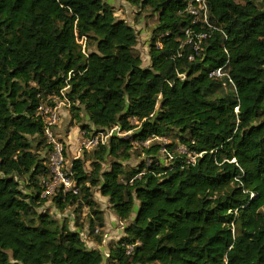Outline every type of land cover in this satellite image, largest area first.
<instances>
[{
    "label": "trees",
    "instance_id": "obj_1",
    "mask_svg": "<svg viewBox=\"0 0 264 264\" xmlns=\"http://www.w3.org/2000/svg\"><path fill=\"white\" fill-rule=\"evenodd\" d=\"M108 1L0 0V264H264V0H208L210 28L190 0H132L156 18L147 67ZM66 87L82 130L125 135L84 151L90 172L71 162L77 196L41 198L37 108ZM94 189L127 222L107 259ZM47 203L74 208V229L37 212Z\"/></svg>",
    "mask_w": 264,
    "mask_h": 264
},
{
    "label": "built area",
    "instance_id": "obj_2",
    "mask_svg": "<svg viewBox=\"0 0 264 264\" xmlns=\"http://www.w3.org/2000/svg\"><path fill=\"white\" fill-rule=\"evenodd\" d=\"M185 12L192 17V24H201L211 27L209 25V7L208 0H190L185 8ZM189 34V31H187ZM206 37V33H200L197 35L198 39H203ZM86 39L82 37L79 41L82 44L83 49L85 48L84 43ZM199 47H195L198 50ZM192 60V58H190ZM210 77L215 79H221L223 77H229L224 72L223 68H219L210 73ZM181 80L184 76H180ZM231 83V80H228ZM68 88L60 90L58 94L54 96H49L46 101L41 102L37 108V116L40 119L43 126V137L46 144L48 145V170L49 176L42 179V193L41 198H50L58 194L67 195L69 193L77 196L79 193V188L76 185V181L73 178V171L71 163L67 165L65 154L66 149L64 142L59 138V124L60 119L64 112L70 109V101L66 97L65 93ZM132 122L136 124V120L133 119ZM80 137L76 138L78 140L81 149L91 151L98 147H106L110 143V139L114 136H124L125 134L121 132L119 126H114L111 129L106 130H93L84 131L81 130L79 133ZM162 140V139H161ZM150 140L144 142V145H148ZM183 153L185 154L187 149L183 146ZM162 151H165L164 149ZM188 154V153H187ZM190 154V153H189ZM192 157V155H191ZM192 157L191 161H194ZM101 230L99 228L95 229L94 234H100ZM82 237L84 234L81 232ZM106 237L103 234V240ZM109 254H106V258Z\"/></svg>",
    "mask_w": 264,
    "mask_h": 264
},
{
    "label": "rangeland",
    "instance_id": "obj_3",
    "mask_svg": "<svg viewBox=\"0 0 264 264\" xmlns=\"http://www.w3.org/2000/svg\"><path fill=\"white\" fill-rule=\"evenodd\" d=\"M260 1L261 0H256V2ZM108 2L111 6H113L115 16L118 19L127 22L136 31V34L138 36V43L135 47V52L141 56L143 62L142 65L144 67L149 66L148 46L152 35L151 31L155 26L156 18L153 17L152 13L148 10H141L137 5L132 2V0H109ZM64 114L65 115L62 116L60 119L59 138L64 142L65 145V157L67 165L70 164L74 159L80 158L84 160L85 169L90 172L92 169L91 159H88L90 156L86 157V155H84V151L87 152V150L81 149V146L79 145L78 140L76 139L80 137L79 133L82 129L77 122L71 119L69 110H67ZM159 143L168 146L170 144V141L164 138L160 140ZM138 145L139 144L137 143L135 144L136 147H138ZM143 146L146 147L147 145L143 144ZM162 150L160 151L162 153V155L160 154V159L164 161V151ZM183 151V146L178 144L174 152L176 154H182ZM139 152L140 150L136 151L135 153L137 154ZM188 158L192 160L191 154L189 153ZM144 159L145 156L143 155H133L131 161L127 164L131 167H135ZM106 168L108 167H104V169ZM93 198L96 204L98 205L99 209L104 212L105 216L106 225L103 229V233L106 237H104L102 245L98 248L102 252L104 258L107 259L106 254H108L109 245L111 244V242L117 241L123 236L124 228L127 222H121L114 215L113 211L110 208L108 200L102 197L96 189L93 190ZM43 210L48 211L50 217L53 219H58L60 221L67 220L73 227L74 208L69 209L64 214H60L50 203H47L43 208L37 210V212H41ZM82 214H86V209H84L82 213H80V218L83 219L84 216ZM134 216L135 215H132L131 219H133ZM79 231L81 232L82 230ZM82 233L84 234V239L86 240V246L88 248H97L93 241H91V239H88V233L86 229L83 230Z\"/></svg>",
    "mask_w": 264,
    "mask_h": 264
},
{
    "label": "crops",
    "instance_id": "obj_4",
    "mask_svg": "<svg viewBox=\"0 0 264 264\" xmlns=\"http://www.w3.org/2000/svg\"><path fill=\"white\" fill-rule=\"evenodd\" d=\"M65 114H63V116H64ZM69 225H70V228L72 229L73 227H72V225L69 223ZM74 229V228H73ZM72 229V230H73ZM103 264H106L105 262L103 263Z\"/></svg>",
    "mask_w": 264,
    "mask_h": 264
},
{
    "label": "clouds",
    "instance_id": "obj_5",
    "mask_svg": "<svg viewBox=\"0 0 264 264\" xmlns=\"http://www.w3.org/2000/svg\"><path fill=\"white\" fill-rule=\"evenodd\" d=\"M65 113V112H64ZM59 128H60V124H59ZM58 132H59V130H58Z\"/></svg>",
    "mask_w": 264,
    "mask_h": 264
}]
</instances>
